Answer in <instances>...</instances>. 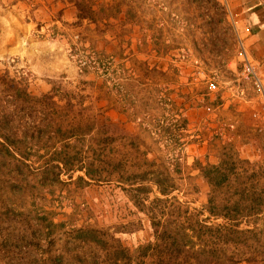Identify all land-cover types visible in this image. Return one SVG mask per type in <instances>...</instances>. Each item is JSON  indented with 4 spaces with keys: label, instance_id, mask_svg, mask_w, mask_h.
<instances>
[{
    "label": "rangeland",
    "instance_id": "374dc122",
    "mask_svg": "<svg viewBox=\"0 0 264 264\" xmlns=\"http://www.w3.org/2000/svg\"><path fill=\"white\" fill-rule=\"evenodd\" d=\"M240 53L220 0H0V264H194L187 228L224 223H205L202 170L264 164V105ZM50 114L71 132L94 126L89 148L108 138L101 178L54 155L75 138L37 135ZM158 173L168 196L150 182ZM131 175L147 181L117 182ZM239 230L220 263L264 264V217Z\"/></svg>",
    "mask_w": 264,
    "mask_h": 264
},
{
    "label": "trees",
    "instance_id": "16d2710c",
    "mask_svg": "<svg viewBox=\"0 0 264 264\" xmlns=\"http://www.w3.org/2000/svg\"><path fill=\"white\" fill-rule=\"evenodd\" d=\"M20 91L19 87H15L16 98H18ZM24 96L28 99L32 98L27 89L24 90ZM49 98L55 99L54 96H49ZM51 117V114L47 116L45 126L36 127L37 135L39 137L48 136L50 140L75 138L76 141L70 146V154L62 149L56 151L54 155L65 157L60 162L64 163L65 167L69 165L73 167L67 168L69 172L82 171L90 180H95L97 177L101 178L106 172L99 165L105 163L103 158L106 151L105 142L108 138L98 140V149L100 150H94L85 146L86 136L93 133L94 126H90L86 130L81 125H76L77 129L71 132L65 130L62 124H56L55 119ZM4 137L6 143L11 144L10 136ZM33 137L35 138V135ZM87 147L88 152L85 150ZM8 152H11L10 148H8ZM202 173L211 187L208 205L205 208L209 216L205 223L210 222V220H222L224 223L215 225L216 227H205L206 231L196 229L197 227L191 224L187 228L191 234L183 235V245L192 252L194 264H205L204 259L208 258H211L213 262L219 260V264H221L218 246L238 242L240 236L244 234L242 230H239L242 225H256L264 217V164H252L248 160H235L232 157H227L219 165H210L204 168ZM106 175L110 177L112 174L107 172ZM119 179L117 181L119 184H129L132 187L147 181L145 176L139 175H131L128 178L121 176ZM109 181L112 182V180ZM150 182L158 187L163 196L169 195L167 189L171 182L169 176L164 178L162 173H158L157 177L154 176ZM134 191L146 193L148 189L138 186ZM153 225L155 226V224ZM210 245L213 246L212 249H210Z\"/></svg>",
    "mask_w": 264,
    "mask_h": 264
},
{
    "label": "crops",
    "instance_id": "0c3cea01",
    "mask_svg": "<svg viewBox=\"0 0 264 264\" xmlns=\"http://www.w3.org/2000/svg\"><path fill=\"white\" fill-rule=\"evenodd\" d=\"M220 1L226 4L232 18L234 19L241 48H244L246 58L253 67L264 90V0ZM20 56L23 60L30 58L28 56V50H25L22 53L20 52ZM254 90L257 92L255 87ZM254 93L250 91L249 96L255 95ZM250 106L254 110L259 108L257 98H252L250 100ZM252 109L244 107L243 110L245 112L240 116L249 118L250 121V116H252L250 111ZM240 116L233 117L234 120L232 127L238 128L242 125ZM212 264H219V260L214 261Z\"/></svg>",
    "mask_w": 264,
    "mask_h": 264
},
{
    "label": "built area",
    "instance_id": "2783aa9c",
    "mask_svg": "<svg viewBox=\"0 0 264 264\" xmlns=\"http://www.w3.org/2000/svg\"><path fill=\"white\" fill-rule=\"evenodd\" d=\"M240 55H241L242 58H243V62H244V66H245V74H247V78H250V80H251V82L253 83L255 89H256L257 92L259 93V96L261 97V99H262V101H263V105H264V90H263L262 84H261V82L259 81V79L257 78L256 73H255L253 67H252L251 64L248 62L243 47L241 48V53H240ZM210 89H211L212 91L217 90V85H216V84H211V85H210ZM263 110H264V107H263ZM260 115H262L263 118H264V111H263V114L256 113V114H255V117H259Z\"/></svg>",
    "mask_w": 264,
    "mask_h": 264
}]
</instances>
